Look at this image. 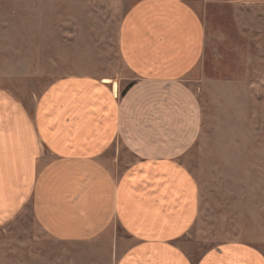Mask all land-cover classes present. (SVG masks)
I'll use <instances>...</instances> for the list:
<instances>
[{"label":"crops","instance_id":"crops-1","mask_svg":"<svg viewBox=\"0 0 264 264\" xmlns=\"http://www.w3.org/2000/svg\"><path fill=\"white\" fill-rule=\"evenodd\" d=\"M224 4L262 10L237 21L236 42L256 40L264 0H135L118 41L129 83L66 76L33 109L0 88V227L31 207L59 241L122 230L130 243L116 239L123 251L115 264H264L248 242L199 257L185 246L200 216L198 180L186 163L203 132L195 74L213 44V7Z\"/></svg>","mask_w":264,"mask_h":264},{"label":"rangeland","instance_id":"rangeland-1","mask_svg":"<svg viewBox=\"0 0 264 264\" xmlns=\"http://www.w3.org/2000/svg\"><path fill=\"white\" fill-rule=\"evenodd\" d=\"M134 1L0 0V88L33 109L60 78L128 77L118 41ZM256 12L224 4L209 17L214 40L194 82L203 132L186 160L200 192L198 224L185 243L195 257L232 241L264 252V21L258 39L236 42L238 19ZM117 238L130 243L120 229L88 242L56 240L28 207L0 227V264H115Z\"/></svg>","mask_w":264,"mask_h":264},{"label":"bare ground","instance_id":"bare-ground-1","mask_svg":"<svg viewBox=\"0 0 264 264\" xmlns=\"http://www.w3.org/2000/svg\"><path fill=\"white\" fill-rule=\"evenodd\" d=\"M109 82H111V81H109ZM115 88L117 89V86L115 85Z\"/></svg>","mask_w":264,"mask_h":264}]
</instances>
